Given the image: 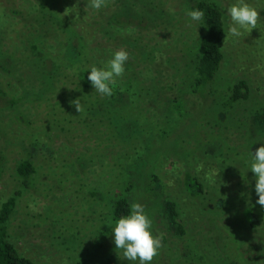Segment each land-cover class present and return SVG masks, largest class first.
<instances>
[{"label": "trees", "instance_id": "obj_1", "mask_svg": "<svg viewBox=\"0 0 264 264\" xmlns=\"http://www.w3.org/2000/svg\"><path fill=\"white\" fill-rule=\"evenodd\" d=\"M57 1L30 0L27 5L28 15L35 17L34 13L38 14L43 28L42 35L39 36L41 40L32 39L28 42L30 55L33 57L31 64L38 75L39 85H25L22 75L17 77L15 70L5 68L3 74L6 73V85L2 83L0 85V98L6 99L13 107L20 105V109L23 105L43 108L49 128L58 127L62 132H66V135L75 133L87 143L104 142L106 149H110L109 154H98L97 149H94L93 155L87 158L83 154L76 157L77 161L72 163L79 164L82 172L98 164L105 167V171L108 166L113 169L111 175L105 176L107 180L105 192L99 187L89 192L90 196L102 199L100 221L105 224L102 230H99L95 241L102 244L100 250L103 251L102 256H94L93 259H101V264H122L120 261L117 263L116 256L113 255L116 250L118 255L122 254V251L115 248L112 227L116 219L128 214L132 202L141 203L145 207L153 221V232L163 237V244L167 242V235L174 236L185 240L183 250L196 254L194 248L197 244L194 237L188 235L183 218L187 212L186 205H181L177 196H182L183 192H197L199 195L204 193V201L199 204L198 213L204 216L205 221L211 223V226L217 227L220 234L225 259L229 260L224 264H237V260L228 253L230 245L227 243L236 241L237 234L230 232L226 235L224 224L221 225L218 220L225 219L227 214L236 219L239 215L243 217L241 221L252 228H257L264 223V213L257 210L249 211L241 206L236 208L232 206L233 201H228L229 198L224 197L228 201L226 205L225 201L217 199L213 192L206 194L205 186L196 178L186 180L183 187L170 186L165 176L168 173L167 169L164 172L169 159L182 158L183 153L184 157H187L186 142L197 131L203 129L206 121L220 131L244 130L247 134L245 140L248 145V156L264 144V102L257 103L247 115L238 116L236 109L252 96L250 85L245 79L233 82L225 80L222 76L226 62L224 40L227 32L226 15L222 4L218 0H180L183 12L200 9L205 14L204 19L198 22L197 36L191 41L182 42L180 45L182 48L175 50L177 57L182 54L189 59L193 69L191 73L184 75L172 63L173 60L169 59L168 54H164L157 47L149 48L146 43L147 33L150 35L157 29L165 27L169 29L175 21L174 13L166 2L108 0L107 7L95 10L90 6L86 8L89 0L86 5H82L79 0H68L65 3L59 1L60 4ZM10 9L15 12L12 6L8 8L0 3V18L3 11ZM66 9L68 14L65 12ZM98 35H102L112 47H103L102 41L97 42ZM175 44L178 45V42ZM120 48L126 49L133 61L147 62L149 73L155 71L157 74L150 78L138 68V65L128 60L125 74L118 79L113 96H101L88 81V72L93 65L103 67ZM211 97H215L214 104L216 109L220 110L217 116L214 114L217 110L215 112L210 110L212 116L206 115L198 130L200 113L196 111L195 105ZM77 98H80L85 107L84 114L77 113L74 106L69 103ZM184 113L191 115L187 122L192 123L193 119L194 122L187 133L181 134L180 123L183 121ZM196 125L197 128L194 129ZM44 133L47 134L45 130ZM172 137L177 140V145L166 152L160 150V147L158 150L157 146L166 145L167 140ZM207 139L206 144L200 143L199 147L204 151L205 145L204 152L215 155L216 151L221 149L219 147H223L218 145L219 137L209 136ZM17 140L20 147L28 149V152L25 158L16 163L14 178L20 182L23 190H26L24 186H29L32 183L30 181L38 174L33 156L37 154V149L45 147L46 141L37 131L21 136ZM177 146L181 151H176ZM63 147L60 150H63ZM232 149L234 148L229 149L225 157L224 163L230 162L229 166H226L238 170L237 174L247 180L255 179L250 170H241V165L242 168L248 169L247 164L249 166L251 159L244 162L238 156L234 158ZM48 151L52 153L50 148H47L46 152ZM146 153L153 154L152 162ZM55 155L57 154H54L53 160L56 159ZM152 164L156 167L150 172L148 167ZM133 166L138 169L144 167L146 174L139 170L132 172ZM196 185L198 190L195 189ZM111 189L115 191L108 193ZM22 193V190L17 191L0 202V264H42L21 252L12 237V220L18 212L17 207ZM232 208H236L237 211ZM110 221L112 227L109 226ZM159 225L160 228H157ZM108 238L113 241L110 242ZM197 247L198 261L205 262L203 252ZM78 264L85 262L81 260Z\"/></svg>", "mask_w": 264, "mask_h": 264}, {"label": "rangeland", "instance_id": "obj_2", "mask_svg": "<svg viewBox=\"0 0 264 264\" xmlns=\"http://www.w3.org/2000/svg\"><path fill=\"white\" fill-rule=\"evenodd\" d=\"M28 1L30 0H0L1 4L8 8L12 6L15 10V12L11 9L3 11L0 18V85L1 83L6 85V73L3 74L5 68L15 70L17 77L22 75L25 85H39L38 75L31 64L33 57L30 55L28 42L32 39L41 40L39 36L42 35L41 29L43 28L38 14L34 13L35 17L28 15ZM59 1L61 3L68 2V0H58L59 4ZM162 1L171 7L175 21L172 22L169 29L165 27L157 29L150 35L147 33V46L149 48L157 47L164 54H168L169 59L173 60L172 63L178 67L181 73L187 75L193 71L189 59L183 57L182 54L177 57L175 50L182 48L180 47L182 42L191 41L197 36L199 24L197 21L191 20L186 12H183L180 0ZM218 1L224 7L227 22L224 40L226 62L222 76L225 80L233 82L238 79L247 80L252 92L251 98L243 102L242 106L235 111L238 116L242 117L255 108L257 103L264 102V0H247L248 3L258 8L260 21L256 29H253L251 33L244 31L241 37H232L228 34L231 20L226 9L236 0ZM79 2L82 5L87 4V0H79ZM77 14L79 15L78 12ZM10 35L12 39H10ZM99 41L103 42V47H112L102 35L97 36V42ZM176 42L178 45L175 44ZM146 49L147 47L144 51ZM129 60L138 65V68L150 78L157 74L154 70V73L152 71L149 73L147 62H135L132 56ZM12 79L14 80V78ZM214 99L215 97H211L196 103V111L200 113L198 130L206 115L212 116V112L217 110L214 113L217 116L220 109H216ZM25 116L26 119H24ZM190 117V113L182 114L181 134L187 133L189 128H192L191 124L194 119L192 123L191 121L187 122ZM48 126L43 108L23 105V108L20 109V105L13 107L6 102V99L0 98V202L17 191H23L17 207L18 212L12 220L13 240L21 252L42 264H78L81 260L85 264H101V259H93V257L102 256L103 252L100 251L102 244L95 243L99 230H102L105 225L100 221L103 203L101 198L90 196L89 192L94 191L97 187L104 191L105 181H107L105 176L111 175L113 169L108 166L105 171V167L98 164L91 166L88 170L83 169L84 172H82L79 164L72 165V163L77 161L76 157L83 154L87 158L93 155L94 149H97L98 154H109L110 149H106L104 142L101 144L87 143L84 138L78 137L75 133L66 135V132H62L60 128H49ZM196 128L197 125L194 129ZM35 130L42 134L46 143L45 147L37 149V154L33 156L38 174L30 181L32 183L29 186H24L26 190H23V186L14 178V168L19 160L27 156L28 149H22L17 139L36 132ZM44 130L47 134L44 133ZM245 133L244 130L241 132L220 131L213 124L211 126L207 121L204 122L203 129L200 132L197 131L185 144L187 157L185 158V153H183L182 158L173 157L166 163L164 172L167 169L168 173L165 176L168 178V184L173 187L180 185L183 187L186 180L196 178L205 186L206 194L213 192L214 196L225 201L226 205L228 201H233L232 206L236 208L241 206L249 211L257 210L264 213V208L256 204L258 198L255 193V179H245L244 176L237 174L238 170L226 166H229L230 162L224 163L230 148H234L232 149L234 158L238 156L244 162L251 159V156L247 154L248 145L245 140L247 134ZM209 136L219 137L218 145L223 146L219 147L223 148L222 150L216 151L215 158L214 153L206 154L204 152L205 145L204 151H201L199 147L200 143L206 144ZM173 139L174 137L169 138L166 145L164 144L162 147L157 146L158 150L159 147L165 152L171 150L173 146L177 145V140ZM225 144L227 145L225 146ZM181 146L184 148L183 142H181ZM62 147L63 150H60ZM47 148H50L52 153L46 152ZM175 148L176 151H181L179 146ZM115 150L117 151V149ZM32 152L35 151L32 150ZM55 153L57 154L55 155L56 159L53 160ZM153 154H145L147 157H151V162ZM155 167L152 164L148 170L151 172ZM247 167L248 169L242 168L241 165V170L248 171L250 164L249 166L247 164ZM138 170L146 174L144 167L142 169L132 167V172ZM209 175L214 177V183H210L207 179ZM142 181L144 180L142 179ZM142 181L140 183L143 184ZM195 189L198 190L197 185ZM113 191L115 190L111 189L108 193ZM183 193L182 196H176L181 205H186L187 212L183 218L186 222L188 235L194 237L197 244L195 246H198L197 249L203 252L206 261H198L196 254L198 255L199 252L196 251V247L194 248L196 254L183 250L185 240L167 235V242L163 244L160 255L152 261V264H193L196 260L198 262L196 261L195 264H224L228 262L229 260L225 259L217 227L207 223L205 217L197 211L199 204L204 201V193L201 195L197 192ZM224 197H228V201ZM236 208L232 209L237 211ZM237 217L236 219V217L227 214L225 219L222 217L221 221L218 220L221 225L224 224L226 235L230 232L237 234L236 241L227 242L230 245L228 253L233 256L234 260H237V264H259V261L264 260V223L257 228H252L243 220L241 221L243 217L239 215ZM157 228H160V225ZM108 239L110 242L113 241L111 238ZM113 255L116 256L117 263L120 261L122 264H134L124 259L122 254L118 255L117 250L115 253L113 252ZM237 257L240 260L236 259Z\"/></svg>", "mask_w": 264, "mask_h": 264}, {"label": "clouds", "instance_id": "obj_3", "mask_svg": "<svg viewBox=\"0 0 264 264\" xmlns=\"http://www.w3.org/2000/svg\"><path fill=\"white\" fill-rule=\"evenodd\" d=\"M107 5L108 0H89L86 8L90 6L95 10H100ZM65 12L68 14L67 9ZM226 13L231 20L228 34L232 37H241L244 31L251 33L260 21L258 8L248 3L247 0H236L227 7ZM186 15L191 20L199 22L204 19L205 14L203 10L194 9L186 11ZM129 58V52L120 48L112 54L103 67L91 66L87 79L95 91L101 96H113L118 79L125 74V65ZM69 103L74 106L77 113H85V107L80 98L71 100ZM249 170L255 178V193L258 196L256 204L264 208V144L256 148L254 153L251 152ZM207 179L210 183L215 182L212 175H209ZM109 226L112 227L111 221ZM112 233L115 248L122 251L124 259L135 262V264H152V261L160 255L163 247V237L153 232V221L145 207L138 202H132L128 214L114 221ZM259 264H264V260L259 261Z\"/></svg>", "mask_w": 264, "mask_h": 264}]
</instances>
